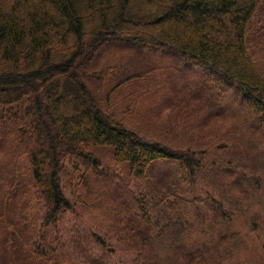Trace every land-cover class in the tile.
Wrapping results in <instances>:
<instances>
[{
	"label": "trees",
	"instance_id": "1",
	"mask_svg": "<svg viewBox=\"0 0 264 264\" xmlns=\"http://www.w3.org/2000/svg\"><path fill=\"white\" fill-rule=\"evenodd\" d=\"M263 3L0 0V153L4 149L16 159L6 167L2 163L0 170V264H57L46 254L51 245L38 246L21 233V220L34 222L32 231L41 238L61 213L80 214L81 204L97 206L90 197L105 182L100 176L81 172L82 193L89 200L79 198V204L67 199L61 187L67 165L71 168L66 171L78 174V160L110 176L94 155L96 149L113 152L114 160L144 184L140 195V183L136 194L126 185L127 193H121L124 199L135 194L137 205L128 230L133 245L120 250L131 258L130 264H224L235 254L238 259L231 264H264V208L251 200L264 185V81L248 43L253 25L264 23ZM111 40L171 51L188 63L217 69L252 109L247 125L233 123L237 128L226 141L209 136L184 148L145 140L115 119L114 98L120 99L122 91L115 89L106 97L110 73L93 67L99 48ZM161 72L167 70L159 68L151 75ZM172 95L180 104L189 97L181 90ZM193 103V112L172 119V130L157 120L152 133L169 143H174L175 133L195 135L193 122L208 107ZM155 166L161 167L152 172ZM210 168L216 169L214 182L209 180ZM200 181L209 185L201 189L208 198L206 216L198 207L203 199L192 186L200 187ZM101 197L114 207L106 218L121 213L114 199ZM162 237L170 246L165 248ZM46 239L56 242L52 233Z\"/></svg>",
	"mask_w": 264,
	"mask_h": 264
},
{
	"label": "rangeland",
	"instance_id": "2",
	"mask_svg": "<svg viewBox=\"0 0 264 264\" xmlns=\"http://www.w3.org/2000/svg\"><path fill=\"white\" fill-rule=\"evenodd\" d=\"M262 6L261 13L264 12V3ZM117 41L111 40L104 44L102 48H99L94 60H92L93 67L97 71L106 69L105 75L110 73L112 83L106 87V97L115 89H121L120 91H122L120 99L116 100L114 98L115 94L112 97L115 99V110H117L114 113L115 119L145 140L156 141L169 147L184 148L191 140L205 141L209 136L212 137V140L226 141L225 136L227 135L230 138L231 129L237 128L233 123L236 122L241 127L246 124L252 109L246 105L247 103L243 102V94L236 89L237 86L234 83H229L217 75V69H211L206 64L188 63L171 51L149 50L132 42L119 41L121 43H116ZM248 43L250 54L257 62V67L264 81L263 22L253 25ZM159 68L166 69L167 72L156 73L157 77H152L153 71ZM134 82L137 84L135 85ZM162 82L166 84L167 88L164 87ZM132 83H134V86L131 85ZM126 88L127 90L123 91ZM177 90L184 91L189 96L185 98V103L180 104L175 101L172 94ZM193 101L208 107V110L200 117L195 118L198 120L193 122L195 135L190 134L191 137L189 138L186 132L182 131L183 134L175 133L177 137H175L174 143H171L172 141L169 143L168 140L158 138L152 133L157 126V120L163 121L165 130H172V119H175L177 115L184 111L186 113L193 112L194 107L191 106H194ZM106 104L107 100L105 99L103 105ZM180 135L187 137V139H182ZM261 138H264V135H261ZM2 144L5 145L3 142ZM217 145L220 147L223 144L219 143ZM211 151L214 150L212 149L207 153ZM2 152L4 153H0V170L2 169V163L6 167V163L10 164L16 161L14 156L7 157L6 150L3 149ZM94 155L100 161L101 167L111 173L110 176L102 175L103 173L100 172L96 173L91 166H87L84 161L78 160V174L71 170L66 171L71 168V165H67L66 172L64 171V174L61 175V187L67 199L71 200L72 203L74 201V203L79 204V198L89 200V195L82 193L84 191L82 189L83 181L79 178L81 172L88 171L89 175L93 173L94 179L100 176L101 180L105 182L96 190L95 195L92 198L90 197L91 200L95 199L97 201V206L83 207L81 204L78 210L80 214L71 211L61 213L55 222L44 230L41 238L37 237L34 230L32 231L34 222L21 220V233L29 237L31 242L35 241L38 246L51 245L53 250L51 252L47 250L46 254H48L50 261H55L57 264H130L131 258L120 250L133 245L132 239L129 238L132 235L128 233L131 224L135 220L134 216H137V205L134 204L133 195L135 196L137 193L135 186L139 187L138 184H141L138 190V195H140L144 190V184L141 183V179L130 175L127 165L119 164L114 160L113 152L96 149ZM20 162L21 165L23 164V174H26V161L21 158ZM208 163L207 161L203 170L208 168ZM160 167L155 166L150 170L154 172ZM215 170L209 169V180L213 182L218 179L214 177ZM102 172L105 171L102 170ZM20 175L22 173H19L18 176L20 177ZM15 179L16 177L12 178V182ZM224 179L221 180L225 181ZM199 183H201L200 187L195 184H192V186L203 199L198 207L199 211L205 213L206 216L209 212L206 201L208 198L201 193V189L207 190L209 185L202 181ZM125 185L135 191L131 198L126 197L124 199L123 197L128 191ZM123 191H125V194H123ZM233 193V196L237 195V192ZM103 195H106L109 199H114L118 206L117 209L121 213L114 214L109 219L106 218V213L113 214L114 207L104 203L101 197ZM117 196H120L123 201L118 202L115 199ZM251 200L252 205L256 208H264V185L261 186L260 190L251 194ZM102 209L105 211H102ZM129 213H132V215H129ZM242 228L244 229L245 225ZM168 231L170 230L165 232ZM137 232L140 233L141 230L137 228ZM48 233L53 234L56 239L55 243H52L50 239L43 241ZM133 236L135 237V233ZM97 239L101 242H98ZM190 239L192 240V238ZM160 240L164 242L165 248L170 246L166 244L163 237ZM115 247L119 251L116 252ZM237 259V254H235L224 264H231L233 260Z\"/></svg>",
	"mask_w": 264,
	"mask_h": 264
}]
</instances>
